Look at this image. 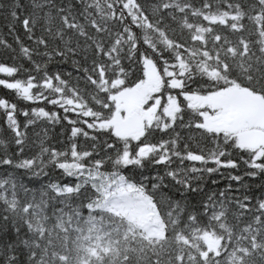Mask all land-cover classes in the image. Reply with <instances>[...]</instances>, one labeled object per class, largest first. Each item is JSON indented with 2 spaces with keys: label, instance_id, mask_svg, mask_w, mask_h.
I'll use <instances>...</instances> for the list:
<instances>
[{
  "label": "snow or ice",
  "instance_id": "1",
  "mask_svg": "<svg viewBox=\"0 0 264 264\" xmlns=\"http://www.w3.org/2000/svg\"><path fill=\"white\" fill-rule=\"evenodd\" d=\"M0 17V264H264V0Z\"/></svg>",
  "mask_w": 264,
  "mask_h": 264
},
{
  "label": "trees",
  "instance_id": "2",
  "mask_svg": "<svg viewBox=\"0 0 264 264\" xmlns=\"http://www.w3.org/2000/svg\"><path fill=\"white\" fill-rule=\"evenodd\" d=\"M5 20L3 19V17H0V37H3L5 39H11L10 36H8V32H7V28L5 27ZM0 94H3L2 92H0ZM221 171H225V170H221ZM27 179V178H25ZM216 179L218 181V185H212L211 181H206L207 186L215 188L217 186L219 187H223L228 181L225 178H221L219 175L216 176Z\"/></svg>",
  "mask_w": 264,
  "mask_h": 264
}]
</instances>
